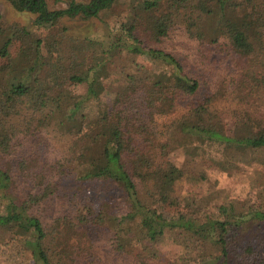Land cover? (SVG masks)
<instances>
[{"label": "trees", "instance_id": "obj_1", "mask_svg": "<svg viewBox=\"0 0 264 264\" xmlns=\"http://www.w3.org/2000/svg\"><path fill=\"white\" fill-rule=\"evenodd\" d=\"M5 1L33 16L40 34L0 23V56L12 38L19 41L12 64L0 67V263L13 241L32 264H183L159 260L155 242L170 232L201 246L198 264H264V159H246L264 155V109L239 107L264 96V70L227 84L196 65H204L200 50L208 45L259 64L264 0H142V9L157 13L146 41L134 25L101 40L60 26L64 18L97 17L115 0H71L60 10L46 0ZM134 54L161 70L124 74L113 103L91 115L88 102L115 57ZM42 77L57 82L44 88ZM70 83L84 84L85 92L72 94ZM192 146L204 156L220 152L221 169L261 166L253 199L173 207L170 194L192 170ZM169 154L185 162L177 167Z\"/></svg>", "mask_w": 264, "mask_h": 264}, {"label": "rangeland", "instance_id": "obj_2", "mask_svg": "<svg viewBox=\"0 0 264 264\" xmlns=\"http://www.w3.org/2000/svg\"><path fill=\"white\" fill-rule=\"evenodd\" d=\"M71 0H46L49 9L60 10L67 8ZM77 3L86 4L90 0H74ZM142 0H115L111 7L105 11H101L97 17L85 18L78 15L74 18H64L60 21V26L66 28L68 32L88 40L103 39L121 26L134 25L137 28V34L142 36V40L146 41L145 33L149 31V25L153 23L156 17V12H147L140 6ZM261 0H255L260 2ZM263 1V0H262ZM259 7V5H258ZM259 10L264 13V8L260 5ZM0 23L11 25L14 28H24L32 35H39L40 31L34 25V17L28 13L15 10L7 1L0 0ZM3 30L0 34L4 33ZM145 32V33H144ZM1 37V36H0ZM2 39V38H0ZM11 44L8 47L6 56H0V67L12 64L17 55L19 41L12 38ZM194 46L198 43L195 39H189ZM206 57L204 65L196 63L197 68L210 80H222L229 84L232 80L242 77L243 73L250 70L260 74L263 72L264 54L257 51L259 64L251 65L247 57H241L230 49H221L212 45L202 46L200 50ZM257 69V71L255 70ZM158 63L154 62L147 56L131 55L125 57L117 55L115 63L111 65L108 74L103 78L101 90L98 96L88 102V109L91 115L103 105H111L116 98V91L122 85V77L124 74L131 75L135 78L157 75L160 71ZM57 80L54 77H42L41 86L50 88L56 84ZM70 92L74 95L83 94L86 90L84 84L69 85ZM264 93V92H263ZM250 99L248 103L239 104L240 108L244 107H263L264 96L262 98ZM252 104H251V103ZM257 110V109H256ZM9 120L19 121V117H11ZM227 130L231 129L230 121L226 122ZM197 146H204L205 143L196 142ZM192 146L194 153L187 157L190 161L192 170L186 169L181 186L170 194V201L173 207L184 209L186 205L192 204L195 200L205 202L211 200V203L217 204L224 201L225 198L233 197L239 199H253L256 194L258 184L261 183L256 173L262 171V167L254 166L248 168L242 167L239 170L221 169L218 167L216 160L221 158L220 152L209 150L211 156H204L198 149ZM205 162L198 160L195 163L196 156ZM200 157L205 158L202 160ZM259 157L264 159V155L250 154L246 159L253 160ZM169 159L177 167H181L185 162L182 157H175L174 154H169ZM257 170V171H255ZM248 171L246 174L245 172ZM134 183L137 186L139 199L147 203L149 196L146 190L139 184L138 180L133 177ZM264 182V181H263ZM156 247L158 257L161 263L168 261L180 260L183 264H198L203 249L201 246L192 241L188 235L182 234L175 240L170 232H166L162 239L157 240ZM10 247L4 248L5 256L0 264H32L28 255H23L13 241ZM258 249L264 254V242L258 245Z\"/></svg>", "mask_w": 264, "mask_h": 264}]
</instances>
